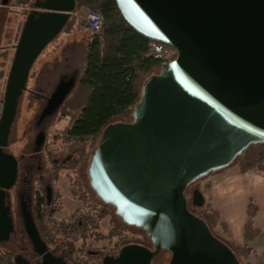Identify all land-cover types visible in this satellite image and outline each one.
I'll return each mask as SVG.
<instances>
[{"label":"water","instance_id":"1","mask_svg":"<svg viewBox=\"0 0 264 264\" xmlns=\"http://www.w3.org/2000/svg\"><path fill=\"white\" fill-rule=\"evenodd\" d=\"M79 0H36L47 11L27 16L8 74L0 116V243L14 230L7 190L17 176L8 145L31 70L65 29ZM125 20L149 39L171 45L177 58L149 77L132 120L105 127L93 155L92 186L128 224L143 227L155 249L127 244L118 264H241L207 222L189 209L188 187L232 164L264 141V0H116ZM8 1H3L7 5ZM62 79L41 113L55 114L76 85ZM194 206L205 197L194 189ZM27 233L41 264H67L42 240L29 212ZM15 264H31L15 257Z\"/></svg>","mask_w":264,"mask_h":264},{"label":"flooded vegetation","instance_id":"2","mask_svg":"<svg viewBox=\"0 0 264 264\" xmlns=\"http://www.w3.org/2000/svg\"><path fill=\"white\" fill-rule=\"evenodd\" d=\"M3 1H8L4 6L11 7L14 14L21 12L24 17L22 29L29 13L47 11L35 6L36 0H0V4L3 5ZM69 78L71 76L63 75L59 82ZM35 96L44 97L40 110L29 123L20 122L19 101L8 145L4 148L17 160V176L7 190V202L11 206L14 223L9 240L2 242L11 247L7 250L15 257H25L31 264L42 262L43 256L35 250L27 233L25 212L31 214L48 251L63 258L67 264H118L115 260L121 248L127 244H141L154 250L155 244L147 231L125 222L117 213V207L102 199L93 188L90 167L98 145L93 149L86 141L70 137V127L63 134L52 135L53 120L61 108L55 114L41 119L49 96L39 92ZM15 145L22 147L18 150ZM66 198L73 203L74 209L65 206ZM64 211H68L67 216L63 215ZM109 215L115 217L110 220V234L105 236L111 244L91 249L90 240L102 239L103 235L97 230ZM123 222L144 230L152 246L134 239L124 243L123 231L120 229ZM17 245L25 247L20 254L14 253L12 249Z\"/></svg>","mask_w":264,"mask_h":264},{"label":"trees","instance_id":"3","mask_svg":"<svg viewBox=\"0 0 264 264\" xmlns=\"http://www.w3.org/2000/svg\"><path fill=\"white\" fill-rule=\"evenodd\" d=\"M82 8L102 14L103 30L99 35L88 36L83 70L61 111L73 118L68 129L70 137L86 141L102 134L105 127L117 118L132 120L134 107L141 99L145 83L153 70L161 71L163 65L147 56L152 39L138 32L125 20L116 0H79L76 10ZM75 19L72 17L65 28L71 26ZM2 75L3 71L0 77ZM232 164H237L242 172L256 169L264 174V141L248 146ZM256 212L257 206L252 202L249 220L245 225L247 239L260 234L252 220ZM198 215L207 222L212 232L219 225L218 213L207 205L200 208ZM222 240L228 243L241 264L242 259L251 252L248 247H238ZM0 264H15L14 254L6 249L0 250Z\"/></svg>","mask_w":264,"mask_h":264},{"label":"rangeland","instance_id":"4","mask_svg":"<svg viewBox=\"0 0 264 264\" xmlns=\"http://www.w3.org/2000/svg\"><path fill=\"white\" fill-rule=\"evenodd\" d=\"M90 11V9L82 8L77 10L76 13L72 15L75 17V22L71 24V26L65 28L55 39L52 41L48 47L43 51V53L37 59L34 67L31 70V75L29 77L27 83V92L24 93V96L20 100V122L25 121V124L29 123L32 119H34L35 115H37L38 111L40 110V106L43 104L42 99L44 97H37L35 96L36 92L42 93L44 96H50L54 91L56 85L59 83V80L63 78V75L68 77H72L75 75L77 78L80 77L81 72L83 70V63H84V54L86 50V43L88 36L91 34L87 33L84 28L83 24L86 20V14ZM84 12V13H83ZM18 12L14 16L16 18L21 17L22 14ZM24 19V17L22 18ZM23 24V22H22ZM13 25L12 27H14ZM22 25L18 29L19 35L21 34ZM18 35V34H17ZM7 44V43H5ZM15 44V43H14ZM15 46H12L11 51L14 53ZM13 53L11 54V58H13ZM15 54V53H14ZM1 61V57H0ZM12 61H8L6 64V68L3 70L4 78H2V82L0 83V97L4 98L5 94V87H6V80L7 74L9 72V68L11 66ZM160 69H155L151 73V75L159 74ZM35 92V93H34ZM41 101V102H40ZM3 104L0 103V116L2 112ZM130 119L125 120L124 118H117L114 122H129ZM54 126L52 128L51 134L52 135H60L61 133H65V129L71 127L73 123V118L70 115H64L61 111L55 116L53 120ZM101 138V134L94 139L86 140L89 147H93V149L98 145ZM18 148L17 145H15ZM22 147V146H21ZM20 147V148H21ZM18 148V150L20 149ZM232 166H237L239 169L240 167L237 164H232ZM225 170L226 168H222L217 171ZM214 171L213 173L217 172ZM210 176L202 177L196 181H194L187 189V199L189 203V208L195 212V214H199V210L201 207L194 206L192 203V195L194 189L198 188L202 191L205 197L204 205H207L210 210L215 211L211 205V198H210ZM73 204V203H72ZM71 204L68 198H66L65 206H68L70 209H74V206ZM203 205V206H204ZM216 212V211H215ZM68 211H64V216H67ZM115 218L113 216H108L106 221L102 223V226L99 227L97 230L98 233L102 234L101 240H90L91 249H98L103 245L111 244L109 239H106L105 236L110 234L111 224L110 220ZM122 228V235L124 236V243L129 242L131 239L137 242H145V244L152 246L150 237L145 233L144 230L138 229L133 226H128L125 222L120 224ZM221 226V222L219 220V225L213 232L220 236L225 235L224 231L218 230V227ZM223 238V237H221ZM224 239V238H223ZM115 238L113 239V241ZM228 241L227 239H224ZM230 242V241H229ZM232 243V242H231ZM110 246V245H109ZM3 249H11L8 245L4 243H0V250ZM15 251L14 253H19L25 249L24 246L17 245L12 247ZM172 257V253L166 249L161 250L153 259V264H168ZM244 259V258H243ZM243 264V263H242Z\"/></svg>","mask_w":264,"mask_h":264},{"label":"crops","instance_id":"5","mask_svg":"<svg viewBox=\"0 0 264 264\" xmlns=\"http://www.w3.org/2000/svg\"><path fill=\"white\" fill-rule=\"evenodd\" d=\"M14 15L11 7L0 4V72L6 68L8 61L13 60L10 48L17 45L20 37L18 29L24 19ZM13 25L15 26L12 27ZM13 51L15 53V49ZM3 76L4 72L0 83ZM225 168L210 176L211 205L221 222L218 230L221 228L225 233L220 237L238 247H248L251 250L246 255L247 258L242 259L243 264H264V174L256 169L242 172L232 165ZM252 202L257 206L252 220L260 234L247 239L245 225L249 220V207Z\"/></svg>","mask_w":264,"mask_h":264},{"label":"built area","instance_id":"6","mask_svg":"<svg viewBox=\"0 0 264 264\" xmlns=\"http://www.w3.org/2000/svg\"><path fill=\"white\" fill-rule=\"evenodd\" d=\"M83 28L91 35H99L103 30L102 14L99 11L90 10L86 14V20L84 21ZM177 54L178 51L174 47L167 46L165 43L155 40H152L149 43L147 51V56L160 61L162 65L173 61Z\"/></svg>","mask_w":264,"mask_h":264}]
</instances>
